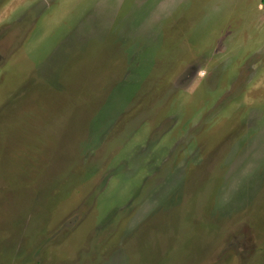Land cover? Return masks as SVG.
Instances as JSON below:
<instances>
[{"label": "rangeland", "instance_id": "1", "mask_svg": "<svg viewBox=\"0 0 264 264\" xmlns=\"http://www.w3.org/2000/svg\"><path fill=\"white\" fill-rule=\"evenodd\" d=\"M0 264H264V0H0Z\"/></svg>", "mask_w": 264, "mask_h": 264}]
</instances>
